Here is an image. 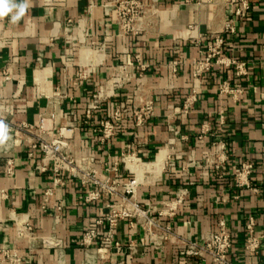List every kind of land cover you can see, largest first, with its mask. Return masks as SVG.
I'll return each mask as SVG.
<instances>
[{
	"label": "crops",
	"instance_id": "obj_1",
	"mask_svg": "<svg viewBox=\"0 0 264 264\" xmlns=\"http://www.w3.org/2000/svg\"><path fill=\"white\" fill-rule=\"evenodd\" d=\"M111 1L29 0L17 23L0 19V119L11 137L0 146V264H11L7 253H18L20 264H210L183 251L221 220L233 239L231 264H264V240L256 255L245 249L251 220L264 235V0H250L234 33L225 32V23L237 0H147L156 13L138 35L119 32ZM217 34L225 39L224 56L246 63L247 73L215 64L201 79L193 110L169 118L192 90L193 61L205 56ZM174 61L181 63L176 75ZM120 70L127 76L116 85ZM224 82L241 93H221ZM96 91L106 100L86 123ZM140 98L155 106L144 126L132 117ZM120 103L128 105L123 125L102 143L100 120ZM41 115L56 133L72 121L77 159L93 156L102 179H136L144 207H164L186 190L177 214L160 217L162 227L153 226L151 235L136 219L122 220L115 232L121 251L102 249L101 236L85 248V232L108 211L110 198L87 201L93 185L67 174L65 184L54 187L51 167L38 168L45 162L32 142ZM170 124L180 130L175 145ZM218 141L227 154L219 170L205 163ZM128 153L136 155L134 169L122 163ZM244 163L253 169L238 185L235 171Z\"/></svg>",
	"mask_w": 264,
	"mask_h": 264
},
{
	"label": "built area",
	"instance_id": "obj_2",
	"mask_svg": "<svg viewBox=\"0 0 264 264\" xmlns=\"http://www.w3.org/2000/svg\"><path fill=\"white\" fill-rule=\"evenodd\" d=\"M186 1L194 2L196 0ZM108 7V10L116 14V23L119 32L123 35H138L144 32L145 23L153 17L157 9L154 4L148 3L147 0H112ZM249 10L250 0H237L233 16L225 23V32L234 33L236 31V22L246 18ZM224 43L225 39L217 34L213 42L209 44L205 56L193 61L192 74L194 82L192 90L182 102L181 107L172 112L169 118L184 117L193 110L199 98L201 79L215 64H224L226 66L233 65L239 75L247 73L246 63L232 58L228 59L224 56ZM180 64L179 61H174V75L177 74ZM144 70L145 65H141V71ZM121 71L122 70H120V72ZM84 74L82 73L81 77H86ZM123 74L124 73L121 72L120 75L113 80L116 85L122 84L120 82L125 80L127 74ZM139 77H143V72L140 73ZM220 91L223 94H232L234 97H237L241 93V90L231 87L227 82L221 84ZM105 100V96L100 92L96 91L93 94L84 112L86 123L94 116L96 111L102 109ZM154 109L155 106L152 99L140 98L139 102L135 100L132 104L134 124L136 126H144L153 115ZM127 110L128 105L126 103H120L112 116H102L97 130L101 136L102 143H108L116 135L118 129L123 125ZM75 128V124L71 121L70 124L56 133L53 131V127L48 123L47 116L41 115L37 126L39 132L36 133V140L32 142V148L34 150H39L43 154L45 164L43 166H38V168L47 170L51 167L54 187L64 185L65 175L69 174L80 179L83 184L93 185L94 188L85 195L87 201L100 199L104 194L108 195L110 198L107 204L108 211L95 220L94 227H90L85 232L82 241L85 248L92 246L95 239L101 236L102 249L108 251L116 249L121 251L123 247L116 239L115 232L122 220L126 218L136 219V221L144 225V228L151 235V228L153 226L162 227L160 217H173L177 214L185 200L186 190L178 191L174 198L165 203L164 207H144L136 198V179H131L128 182H122L110 177L102 179L98 176L97 168L93 165L95 162L93 156L88 155L81 160L77 159L74 144ZM169 131L173 134L170 139V144L175 145L176 141L181 138L179 137L180 130L176 125L170 124ZM205 132L206 129L203 128L200 138L203 137ZM215 147V152L206 158L205 163L207 166H214L219 170L227 160L226 145L224 142L218 141L215 143ZM131 160L137 162L135 153L123 154L122 163L124 165L128 166ZM171 164L173 165V163ZM114 168L118 169L116 166ZM252 169L253 165L251 163H244L242 168L236 169L235 177L238 185L247 183V176ZM50 193L51 189H48L46 194L50 195ZM254 225V220H251L247 225V240L245 245V249L252 255H256L259 252L264 240V235L258 234L255 231ZM101 228H103V232L100 233L99 229ZM165 229L170 232L171 227L166 226ZM133 246V243H130V251L133 250ZM232 246V235L227 229L225 221L221 220L218 223V228L209 232L203 240H189L183 251V256L209 261L210 264H231L229 253ZM7 256L11 264H20L21 259L18 253H7ZM104 257L105 256H102V259H104ZM110 264L114 263L110 262Z\"/></svg>",
	"mask_w": 264,
	"mask_h": 264
},
{
	"label": "clouds",
	"instance_id": "obj_3",
	"mask_svg": "<svg viewBox=\"0 0 264 264\" xmlns=\"http://www.w3.org/2000/svg\"><path fill=\"white\" fill-rule=\"evenodd\" d=\"M29 0H0V19L10 17V23H17L27 12ZM9 126L0 119V146H4L11 139Z\"/></svg>",
	"mask_w": 264,
	"mask_h": 264
},
{
	"label": "bare ground",
	"instance_id": "obj_4",
	"mask_svg": "<svg viewBox=\"0 0 264 264\" xmlns=\"http://www.w3.org/2000/svg\"><path fill=\"white\" fill-rule=\"evenodd\" d=\"M137 162L135 161H129V166L132 167V169H134V167L136 166Z\"/></svg>",
	"mask_w": 264,
	"mask_h": 264
}]
</instances>
